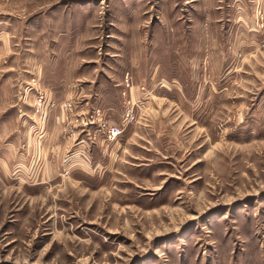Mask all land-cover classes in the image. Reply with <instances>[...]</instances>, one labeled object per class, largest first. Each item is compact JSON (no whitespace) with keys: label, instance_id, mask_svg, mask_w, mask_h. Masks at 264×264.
Instances as JSON below:
<instances>
[{"label":"rangeland","instance_id":"374dc122","mask_svg":"<svg viewBox=\"0 0 264 264\" xmlns=\"http://www.w3.org/2000/svg\"><path fill=\"white\" fill-rule=\"evenodd\" d=\"M14 75L0 264H264V0H0Z\"/></svg>","mask_w":264,"mask_h":264},{"label":"crops","instance_id":"0c3cea01","mask_svg":"<svg viewBox=\"0 0 264 264\" xmlns=\"http://www.w3.org/2000/svg\"><path fill=\"white\" fill-rule=\"evenodd\" d=\"M16 75H14V77L10 80V82L9 83H7L8 84V86H4L5 87V90H6V92L5 93H3L2 95L0 94V98H2V97H4V98H7V96H10L11 98H12V100L14 99V92L17 90H20L21 88V84L19 83V82H17V79H16V77H15ZM21 76V75H20ZM15 78V79H14ZM14 79V80H13ZM19 79V78H18ZM6 84V85H7ZM1 90H3V86H2V88H1ZM26 101V100H25ZM5 104H6V106H4V107H7L8 109H10L11 111H13L14 113L13 114H15V111H14V106L12 105V104H14V100H13V103L11 104V102H8V101H5ZM7 110V109H6ZM17 114V113H16ZM25 115H29V113L28 114H26L25 112H21V115L19 114V116H17L18 117V119H20V124H21V126H22V124H25L26 123V118H25ZM63 116V113L60 115V117H59V119H61L62 120V117ZM58 117V116H57ZM17 119V120H18ZM52 120H51V123L53 122V117L51 118ZM12 123H14V122H12ZM50 123V124H51ZM13 125H15V123L13 124ZM16 129H15V126H12V129L11 130H9V131H15ZM28 130L26 129V132L24 131V133H25V137H27V132ZM84 141L83 140H81V142L80 143H83ZM60 148V142L57 140V139H53V143H52V149H53V153H54V149H56V150H58ZM54 157V156H53ZM60 158V157H59ZM61 163H60V161L59 162H57V165H55V167L56 166H59Z\"/></svg>","mask_w":264,"mask_h":264},{"label":"built area","instance_id":"2783aa9c","mask_svg":"<svg viewBox=\"0 0 264 264\" xmlns=\"http://www.w3.org/2000/svg\"><path fill=\"white\" fill-rule=\"evenodd\" d=\"M119 133H120V130H119V128L117 126H113L109 130L110 137H116Z\"/></svg>","mask_w":264,"mask_h":264}]
</instances>
